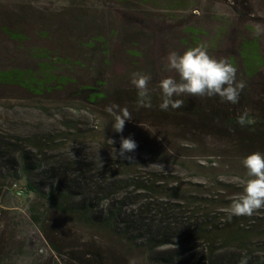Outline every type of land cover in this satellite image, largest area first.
Wrapping results in <instances>:
<instances>
[{
	"label": "rangeland",
	"instance_id": "1",
	"mask_svg": "<svg viewBox=\"0 0 264 264\" xmlns=\"http://www.w3.org/2000/svg\"><path fill=\"white\" fill-rule=\"evenodd\" d=\"M253 25L264 28V0H0V72L8 71L17 79L0 81L1 144L18 142L33 150L42 166L32 180L40 188L54 178L49 167H63L66 161L114 164L123 136L138 145L129 153L133 157L129 161L162 149L176 157L152 158L159 160V168L177 174L182 188L196 182L213 187L210 180L214 179L225 187L222 194L237 195L249 179L244 167L230 162L240 142L206 116L226 109L229 115L245 111L253 118L261 115L254 105L264 102V32L255 35ZM251 41L258 59L249 66L242 50ZM197 45L237 68V82L246 85L239 102L183 94L174 97L183 101L182 107L161 110L159 82L168 76L179 79L167 68L168 54H182ZM133 73L151 77V107H138ZM22 82H33L38 92ZM86 86L101 89L105 98L90 104L87 91L81 89ZM113 104L126 107L132 115L122 133L113 130L114 117L106 111ZM77 133L81 135L74 137ZM28 137L55 142L44 145L41 153L25 144ZM13 160L16 154L0 159V168L12 167ZM21 184L13 185L18 195ZM37 204L41 207L43 201ZM44 220L45 231H41L24 207L0 199V260L9 257L5 264H107L94 254L95 232L58 212H45ZM169 249L174 253L181 245L171 243L163 250ZM131 257L136 264H149L138 252Z\"/></svg>",
	"mask_w": 264,
	"mask_h": 264
},
{
	"label": "trees",
	"instance_id": "2",
	"mask_svg": "<svg viewBox=\"0 0 264 264\" xmlns=\"http://www.w3.org/2000/svg\"><path fill=\"white\" fill-rule=\"evenodd\" d=\"M256 47L255 41L244 44L242 51L249 66L258 59ZM3 80L17 79L6 71L0 72V81ZM22 83L38 92L33 82ZM81 89L87 91L90 104L105 98L101 89L91 86ZM257 102L261 106L254 107L258 106L261 115L249 116L252 123L245 127L237 123L241 114L229 115V109L217 110L213 117L206 116L239 140L241 148L233 151L236 157L231 156L230 162L240 167H244L243 159L252 150L264 151V102ZM24 139L27 146L41 153L44 145L55 142L51 138L45 142L35 137ZM2 141L0 136V159L16 154V160L12 167L0 168L1 201L24 207L41 231H45V212L69 216L80 228L95 232L98 237L94 241L95 246L97 243L94 254L107 260V264H129L133 251L143 255L149 264H184L190 258L192 264H241V261L264 264V211H257L251 217L228 219L230 206L243 194L245 184L232 197L222 194L225 187L218 185L222 183L220 180L211 179L213 187L196 182L182 188L179 176L159 168V160L152 158L176 157L161 149L149 152L148 158L139 157L137 161L118 158L114 164L66 161L63 167H49L54 178L46 188H40L32 180L33 173L42 166L33 150L18 142L3 145ZM171 182H174L172 186ZM16 183H22L20 195L13 190ZM137 191L145 194L138 197ZM38 200L43 201L41 207ZM140 200L145 202L137 207L135 204ZM171 243L181 245V249L173 250L174 253L172 249L163 250ZM5 260L1 259L0 264H5Z\"/></svg>",
	"mask_w": 264,
	"mask_h": 264
},
{
	"label": "clouds",
	"instance_id": "3",
	"mask_svg": "<svg viewBox=\"0 0 264 264\" xmlns=\"http://www.w3.org/2000/svg\"><path fill=\"white\" fill-rule=\"evenodd\" d=\"M254 34L259 36L264 32L260 25H253ZM167 68L178 74L177 80L168 76L159 82L162 90V102L159 107L167 111L169 107L176 109L183 106V101L174 99L183 94L192 96H219L222 100L236 104L239 102L240 94L245 88V82H237V68L226 58L217 59L209 55L207 48L197 45L186 49L182 54L171 51L167 56ZM149 75L133 73L131 83L137 89L138 107H151L148 83ZM106 111L113 115V130L122 133L126 121L132 120L129 110L119 105H110ZM237 123L241 127L250 125L247 111L238 116ZM138 147L136 141L131 137L121 136L119 149L116 150V157L119 159L132 160L129 153H133ZM243 165L247 170L249 179L246 181L243 194L238 196L230 206L232 216H249L264 209V153L255 151L243 159ZM129 264H136L135 259H130ZM241 264H245L241 261Z\"/></svg>",
	"mask_w": 264,
	"mask_h": 264
}]
</instances>
